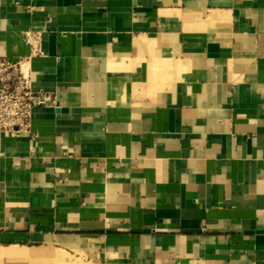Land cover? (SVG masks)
<instances>
[{
    "label": "crops",
    "instance_id": "obj_1",
    "mask_svg": "<svg viewBox=\"0 0 264 264\" xmlns=\"http://www.w3.org/2000/svg\"><path fill=\"white\" fill-rule=\"evenodd\" d=\"M0 56L54 98L0 133V244L264 264V0H0Z\"/></svg>",
    "mask_w": 264,
    "mask_h": 264
},
{
    "label": "built area",
    "instance_id": "obj_2",
    "mask_svg": "<svg viewBox=\"0 0 264 264\" xmlns=\"http://www.w3.org/2000/svg\"><path fill=\"white\" fill-rule=\"evenodd\" d=\"M39 38L29 34L32 56L40 55ZM31 57L0 56V133L15 136L29 131L36 107L54 103L51 94L33 89Z\"/></svg>",
    "mask_w": 264,
    "mask_h": 264
},
{
    "label": "rangeland",
    "instance_id": "obj_3",
    "mask_svg": "<svg viewBox=\"0 0 264 264\" xmlns=\"http://www.w3.org/2000/svg\"><path fill=\"white\" fill-rule=\"evenodd\" d=\"M27 250L33 253H40L37 258H17L2 256L12 248ZM52 253L54 256H46L44 253ZM44 255V256H42ZM0 264H104L99 260L92 251L88 249L65 248L58 245L45 246L28 243H11L4 242L0 244Z\"/></svg>",
    "mask_w": 264,
    "mask_h": 264
},
{
    "label": "bare ground",
    "instance_id": "obj_4",
    "mask_svg": "<svg viewBox=\"0 0 264 264\" xmlns=\"http://www.w3.org/2000/svg\"><path fill=\"white\" fill-rule=\"evenodd\" d=\"M47 257L48 255H50V258H52V256H54L52 253H44V255ZM41 254L39 253H33V252H29L27 250H23V249H19L17 247L12 248L11 250L7 251V252H3L2 256H10V257H17V258H37L38 256ZM42 255V256H44Z\"/></svg>",
    "mask_w": 264,
    "mask_h": 264
}]
</instances>
